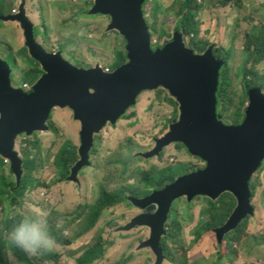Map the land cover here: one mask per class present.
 <instances>
[{"label":"rangeland","instance_id":"rangeland-1","mask_svg":"<svg viewBox=\"0 0 264 264\" xmlns=\"http://www.w3.org/2000/svg\"><path fill=\"white\" fill-rule=\"evenodd\" d=\"M8 1L13 9L26 1L27 17L33 22L34 35L38 42L49 53L62 52L65 59L75 67L113 68L118 60L117 53L128 51L129 39L120 29L111 28L113 16L93 13L97 0ZM197 2L201 6L198 16L202 28L201 38L210 41L225 53L229 51L230 97H235V102L246 99L239 72L243 65L252 72L251 78L256 80L257 75L256 81H262L264 89V61L253 69V62L248 57L246 48L249 34L264 36V0H243L241 6L230 3L222 5L219 0ZM182 3L183 0L146 1L143 11L149 24L153 48L162 49L175 40ZM43 23L47 25L45 36ZM184 41L186 47L190 48V39L186 37ZM25 46L27 47L22 24L0 22V59L9 62L14 73L12 82L15 87L26 82V78L33 71L29 70L34 62L30 60L31 54L26 50L25 55L18 56L19 67L15 70L14 60L7 58L10 51L5 49L17 52ZM27 59L29 63H26ZM39 70L45 72L41 64ZM12 89L16 91L15 88ZM23 93L29 94L25 91ZM170 97L173 98L165 86L143 93L139 103L126 116L116 124L108 123L101 132L95 134L91 152L92 165L84 166L80 170L83 174L87 172L86 175L80 173L76 178L68 177L64 182L58 180V170L54 163L56 152L67 141L74 142L79 149L82 147L83 124L76 119L75 111L71 107H55L47 130L34 132L32 135L22 133L15 138V150L21 160L38 156L39 163L43 165L34 173L38 181L35 184L32 181L29 183L28 192L24 200L22 198L23 203L19 202L12 208L7 206L6 216L0 209V221L4 216H43L49 220L53 232L58 233L65 223L70 224L67 234L70 237L75 234L78 240L71 246L58 245L53 249L61 254L60 264H78L77 260L87 247L95 244L101 235L106 240L107 247L113 244V257L110 260L107 257L99 259L94 264H116L122 261L126 264H155L152 254L147 251L149 249H139L142 242L151 237V229L144 226L129 231L123 229L137 215L143 213L140 208L135 209L128 203L113 207L104 213L97 227L84 236L78 235L81 221H73L78 211L96 202L103 186L111 191L121 186L137 190L139 184L143 188V172L169 169L175 167L180 160L186 162V151L172 146L167 148L160 159H144L140 155L149 151L155 138L169 131L170 119L180 116L179 105L171 103L168 100ZM237 104L235 107L240 106ZM226 113L222 121L228 124L230 121L227 116L232 114L230 106ZM175 157L177 160L173 162ZM2 165L0 164V170L6 173L9 168L4 169ZM179 165L181 164L176 167ZM11 173L14 174L13 168ZM13 177L11 176L16 183L17 178ZM251 181L248 185L252 184L255 193L252 199L255 210L246 218L238 232L231 233L225 239L236 248V260L231 261L227 253L223 252L224 248L219 247L213 230H205L207 224L215 222L209 213L210 196L202 194L192 201L190 197L181 195L172 201L168 222H172L177 214L184 217L185 221L182 230L179 233L177 231L175 237L167 241L170 256L167 264H217L220 260L223 264H264V160L252 173ZM37 183L43 185L33 187ZM64 215L65 218L62 219ZM57 222L60 224L58 229ZM237 236L239 241L233 242ZM9 256L15 264H24L11 253L7 256L8 261ZM42 256L40 254L39 258Z\"/></svg>","mask_w":264,"mask_h":264},{"label":"water","instance_id":"water-1","mask_svg":"<svg viewBox=\"0 0 264 264\" xmlns=\"http://www.w3.org/2000/svg\"><path fill=\"white\" fill-rule=\"evenodd\" d=\"M146 1L97 0L93 13L113 16L111 28L119 27L130 41L129 62L113 73H106L102 66L75 67L62 52H46L34 35L33 22L24 7L11 17L22 24L26 45L45 74L29 94L14 91L12 69L0 59V153L10 161L17 178H21L22 160L15 150L16 136L47 130L53 109L69 106L76 111V119L83 121L82 160L73 170L76 178L81 168L90 164L96 133L109 122L116 124L143 90L159 85L170 88L184 104V121L159 142L158 149L172 141L184 140L194 153L210 160V165L200 175L184 179L142 201L143 206L158 204L160 211L153 217H139L127 227L150 225L153 236L148 245L162 259L159 243L175 198L183 194L194 197L198 193L217 198L226 191L233 192L238 207L224 231L252 213L248 181L264 160V94L261 88L250 91L249 115L242 125L230 126L221 121L218 91L224 61L216 60L213 47L205 55H195L179 34L164 49L154 51L143 11ZM196 144L200 151L195 150Z\"/></svg>","mask_w":264,"mask_h":264},{"label":"trees","instance_id":"trees-1","mask_svg":"<svg viewBox=\"0 0 264 264\" xmlns=\"http://www.w3.org/2000/svg\"><path fill=\"white\" fill-rule=\"evenodd\" d=\"M219 2L222 5H227L230 3L241 6L243 4V0H219ZM22 7H24L26 11V1H22L21 4H19L16 8L13 9L12 5L9 3L8 0H0V22L20 23L18 20L12 19L11 17L17 15V13H20ZM200 8L201 6L198 4L197 0H183L182 7L179 11V20L177 22L174 39L178 34L183 37V40L184 38L188 37L190 39V46H191L188 49L193 51V53L197 56L205 55L207 51L213 47L214 57L216 58V60L224 61V65L222 67L220 74V87L218 91V116L219 119L222 121V119L224 118L223 115H227L226 110L230 106V110L232 114L227 116L228 117L227 119L230 121V123H228L227 125L240 126L244 123V121L247 119V116L249 115V108L251 105L250 91L253 89H260V88L261 90H264L262 86V81L261 82L256 81L258 78L257 75H256V80H254V78H251L252 72L247 70L245 68V65H243L239 69V72L242 76V86L244 89L246 99L235 102V97L234 98L230 97L231 68L229 63V59H230L229 51H226L227 53H225L220 48H216L214 45H212L210 41L201 38L202 28H201L200 20L198 18ZM13 10H16L17 13L16 12L13 13ZM43 34L44 36L47 34V25H45V23H43ZM169 44L170 43H168L167 45ZM246 48L248 50L247 52L248 57L249 58L251 57L252 59L253 69H255L259 63L264 61V36H254L249 34L247 36ZM159 49L160 48L158 47L157 49L153 48L154 51H157ZM5 50H8V52L10 51L7 58H12L14 60L15 70H17L19 67L18 56L25 55V52L26 50H28V48L25 46L22 49L18 50L17 52H12L7 48ZM117 56H118L117 62L115 63V65L113 64V68L110 67L112 71H116L121 66L125 65L130 59L128 51L118 52ZM30 60L34 62L35 66L33 64V67H31L29 70V71L33 70L32 73L26 78V80L25 79L24 80L32 85L39 81V79L42 76L41 74L43 72L39 70L40 63L36 61L32 57V55L30 56ZM29 62L30 61L27 59L26 63ZM249 80L252 82H250ZM161 86H165V85H159L158 87L153 89L143 90L142 93L139 94L136 103L131 105L128 111L139 103V98L143 93L149 91H155ZM167 89L171 93V96L173 97V98L170 97L168 100L176 106L179 105L178 110L180 111V116H176L174 119H170L168 123L169 131L166 133L164 132L162 135L155 138V140L150 146L149 151L142 152L140 155L144 159H153V158L160 159L161 156H163V153L166 152L167 148L172 146L173 148L177 147L179 149H182L183 151L184 150L186 151L187 154L186 162L180 160L181 155L178 154L180 159L177 156L176 157L180 161L177 164H181V165L176 167L177 165L176 164L175 167L169 169L166 168V169H158L151 171L147 170L143 172L145 176L143 182L141 183L143 188L139 184L140 187L138 186L137 190H134L133 188H125L121 186L120 188H117L115 191H111L109 190V188L103 186L96 202L88 205L87 207L83 208L82 211L80 210L75 214V219L73 223H76L77 221H81V225L79 227L81 231L80 232L78 231L79 236L80 235L84 236L89 232H91L92 230H94L107 210L121 204L125 205L126 203H128L131 205V207L135 209L140 208L143 211V213L137 215L138 218L156 216L160 211V206L158 204L152 203V204H148L147 206H143L141 202L147 200L156 193L164 192L169 187L176 185L178 182L184 179L190 177H196L209 169L210 160L204 158L201 155L194 153L191 150L189 144L184 140L172 141L170 144L164 145L160 147V149H158L159 142L165 140L173 132L174 127H176L177 125L182 123V121H184V109H183L184 104L176 95L172 93L170 88ZM237 103L240 104L239 107H235L238 106ZM54 110L55 109H53V111L50 114V121L53 117ZM127 112L124 115H122L120 119L126 116ZM92 151H93V147L90 151V164L87 166L92 165V153H91ZM176 157L174 158L173 162L177 160ZM189 157H191V159H189ZM3 160L5 159L3 157H0L1 165L4 164ZM81 160H82V156L80 155L79 147L75 146L74 142L72 143L71 141H67L66 144H64L56 152V156H55L54 163H55V167L58 170L59 182H64L68 177H72L74 168ZM42 165L43 164L39 163L38 156L32 159L31 158L28 159V157L22 159L21 166L24 174L23 176H21V178L16 180V183L13 182L11 178V176L13 175L12 173H11L12 175H9L8 173H2L0 171V209L5 212V216L7 214L6 212L7 206L12 208L15 207V205L19 202L21 204L23 203V200L29 189V183L32 181L35 184L38 181V179L34 176V173L36 171H39L42 168ZM86 173L87 172L81 174L85 176ZM250 183H252L251 179H250ZM39 184L43 185L42 183H37L36 185H33V187L39 186ZM127 192L128 193L130 192V195H127L128 194ZM202 194L203 193H198L194 197H191L189 194H183L182 196L185 195L187 197H190L191 200L193 201L197 196H200ZM254 195L255 193L252 187V197H254ZM237 207H238V199L236 195L231 191L224 192L219 198H214L213 196H210L209 213H211L212 220H215V222L214 224H212L211 222L205 226L206 232L213 230L212 233L214 234L219 247L224 248L223 252L227 253L228 255L227 257L231 261L237 259L236 257L237 250L236 248H234L233 245L228 244L225 239L231 233L238 232L240 226L245 222L246 218L250 216L249 214L246 215V217L243 216L236 227L234 226L232 229L224 231V229L227 227L228 222L234 216ZM5 216L0 221V264L10 263L7 258L9 253L13 254L14 257H16V259H18L24 264H43L45 262L46 263L50 262V264L51 262H56L60 264L59 260L61 258L60 256L61 254L58 251L50 250V251L40 252L36 255H28L19 249H13L8 240L7 234L12 224L18 219H20V217L18 216L17 218L14 217L6 218ZM63 218H65V215L62 217V219ZM183 218L184 217H181L179 214H177L173 218L172 222L170 223L166 222L165 232L163 233L159 243L160 249L163 253L162 259H160L159 255L154 251V249L150 245H148V242L151 240L153 236V228L148 224H144V225L138 224L136 227L132 228V229L135 228L137 229L144 226L151 229V237L148 240L143 241L139 249L140 250L149 249L147 251H149L152 254L153 263L155 264L168 263L169 261L168 257L170 258V256L168 255L169 250L167 247V241L170 240L172 237H175L177 231L179 233L182 230V225L183 222L185 221V219ZM181 219H183V221H181ZM167 226L169 227V229H167ZM70 227H71L70 224L65 223L64 226L60 229L59 231L60 233L56 231L54 232V234L56 235V239L58 241V245L67 247L73 245L78 240V236H75V234L72 237L68 236L67 232L69 231ZM132 229H124V231H129ZM238 241H239V237L237 236L235 237L233 242H238ZM112 252H113V244H110L107 247L106 240H104L103 235H101L95 244H92L91 246L87 247L85 253L81 256V258H79V260H77V262L78 264H94L95 261L99 259H103L105 257H107L106 259L110 260L113 257L111 256ZM40 254H43V256L39 258ZM116 264H126V262L122 261V262H117ZM217 264H223V262L220 260Z\"/></svg>","mask_w":264,"mask_h":264},{"label":"clouds","instance_id":"clouds-1","mask_svg":"<svg viewBox=\"0 0 264 264\" xmlns=\"http://www.w3.org/2000/svg\"><path fill=\"white\" fill-rule=\"evenodd\" d=\"M29 53H30V51H29ZM108 68H110V67H108ZM103 69L106 71L107 68H103ZM113 72H115V71H112V69H111L110 73H113ZM106 73H108V72L106 71ZM44 74H45V72H44ZM13 76H14V73H13ZM25 83H27V82H25ZM24 84H22L19 87H15L13 85V82H12L13 88L21 90L22 92L25 91L27 93H29V91L35 85V84L31 85V84L27 83L29 87L24 88ZM109 123H111V122H109ZM48 125H49V121H48ZM38 131H41V130H38ZM38 131H36V132H38ZM2 157L4 159H6L3 155H2ZM7 161H9V160H7ZM80 173L81 172H79V174ZM250 179H251V177L249 178V181H250ZM249 181H248V183H249ZM248 186H249V191H250V204L252 206V209H253L252 213H253L255 208L252 204V198H251L252 192L250 190V184ZM219 197H217V198H219ZM252 213L249 215H252ZM137 218L138 217H135L133 219V221L131 222V224ZM167 222H168V220H167ZM239 222L236 223L235 227L237 226V224ZM128 226L124 227L123 229H127ZM59 227H60V224H59V222H57L56 228L58 229ZM7 235H8V240H9L13 249H19L28 255H36V254L43 252V251H50V250L55 249L58 246V241L56 239V235L54 234L52 228L50 227V222L46 217H43V216H23V217H21L20 219H18L17 221H15L12 224ZM9 261H10V264H15V261L12 260L11 256H9Z\"/></svg>","mask_w":264,"mask_h":264},{"label":"crops","instance_id":"crops-1","mask_svg":"<svg viewBox=\"0 0 264 264\" xmlns=\"http://www.w3.org/2000/svg\"><path fill=\"white\" fill-rule=\"evenodd\" d=\"M20 24V23H19ZM3 165H2V167L5 169V168H9L8 170H7V172L6 173H8L9 175H12L11 174V163L9 162V161H7V160H3ZM6 164H9L8 166H5ZM1 171V170H0ZM2 172V171H1ZM2 173H4V172H2ZM13 176H15L16 178H17V176H16V173L14 172V174L12 175V178H14ZM18 179V178H17Z\"/></svg>","mask_w":264,"mask_h":264},{"label":"bare ground","instance_id":"bare-ground-1","mask_svg":"<svg viewBox=\"0 0 264 264\" xmlns=\"http://www.w3.org/2000/svg\"><path fill=\"white\" fill-rule=\"evenodd\" d=\"M102 11H105V10H102ZM105 12H107V11H105ZM106 15V14H105ZM118 22V21H117ZM113 29H120L119 27H115V28H113ZM122 31V30H121ZM123 32V31H122ZM92 95H93V93H92ZM94 98H96V97H94ZM72 108V107H71ZM73 109V108H72ZM74 110V109H73ZM75 111V110H74ZM75 114H76V111H75ZM77 118V117H76ZM78 121H80L81 123H83V121L81 120V119H77ZM204 131V130H203ZM203 131H201V132H199V136L201 137V133L203 132ZM195 150L196 151H200V147L196 144L195 145Z\"/></svg>","mask_w":264,"mask_h":264},{"label":"built area","instance_id":"built-area-1","mask_svg":"<svg viewBox=\"0 0 264 264\" xmlns=\"http://www.w3.org/2000/svg\"><path fill=\"white\" fill-rule=\"evenodd\" d=\"M15 12H16V10H15L13 13H15ZM16 13H17V12H16ZM106 71H107L108 73H110V72H111V69H110V68H107ZM28 87H29L28 84L25 83V84H24V88H28Z\"/></svg>","mask_w":264,"mask_h":264},{"label":"flooded vegetation","instance_id":"flooded-vegetation-1","mask_svg":"<svg viewBox=\"0 0 264 264\" xmlns=\"http://www.w3.org/2000/svg\"><path fill=\"white\" fill-rule=\"evenodd\" d=\"M43 49H45V48L43 47ZM45 51L48 52L46 49H45ZM252 187H253L252 184H250V190H251V192H252ZM251 198L253 199V197H251Z\"/></svg>","mask_w":264,"mask_h":264}]
</instances>
